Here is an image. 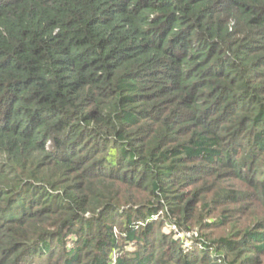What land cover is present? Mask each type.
<instances>
[{
	"label": "trees",
	"instance_id": "trees-1",
	"mask_svg": "<svg viewBox=\"0 0 264 264\" xmlns=\"http://www.w3.org/2000/svg\"><path fill=\"white\" fill-rule=\"evenodd\" d=\"M0 264H264V0H0Z\"/></svg>",
	"mask_w": 264,
	"mask_h": 264
},
{
	"label": "built area",
	"instance_id": "built-area-1",
	"mask_svg": "<svg viewBox=\"0 0 264 264\" xmlns=\"http://www.w3.org/2000/svg\"><path fill=\"white\" fill-rule=\"evenodd\" d=\"M170 227H171V230L173 231V233L175 234V236L178 237V238L184 239V238H187L186 236L188 234H191L189 232L180 231L179 228L176 225H171ZM184 246L186 248H190L192 246V241L191 240H188L187 241V244L186 245L184 244Z\"/></svg>",
	"mask_w": 264,
	"mask_h": 264
},
{
	"label": "rangeland",
	"instance_id": "rangeland-1",
	"mask_svg": "<svg viewBox=\"0 0 264 264\" xmlns=\"http://www.w3.org/2000/svg\"><path fill=\"white\" fill-rule=\"evenodd\" d=\"M194 236H195L194 233L188 234V235L186 236L187 238H184V239H183V244L186 245L188 240L193 241V237H194ZM117 254H118V253H115V256H117Z\"/></svg>",
	"mask_w": 264,
	"mask_h": 264
}]
</instances>
